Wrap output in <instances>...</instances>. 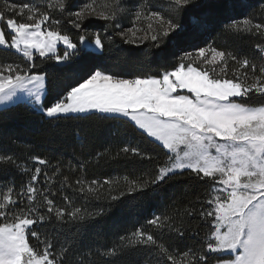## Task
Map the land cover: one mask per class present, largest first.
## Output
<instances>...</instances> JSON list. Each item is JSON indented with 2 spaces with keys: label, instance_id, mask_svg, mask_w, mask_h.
Instances as JSON below:
<instances>
[{
  "label": "snow or ice",
  "instance_id": "snow-or-ice-1",
  "mask_svg": "<svg viewBox=\"0 0 264 264\" xmlns=\"http://www.w3.org/2000/svg\"><path fill=\"white\" fill-rule=\"evenodd\" d=\"M44 3L46 7L42 9L35 3L17 6L4 0V7L0 9V23L6 24L11 36L9 43L4 27H0V46L15 49L24 60L23 67L11 63L0 65V104L12 101L18 94H26L34 106L51 119H69L94 112L104 118L130 123L142 135L159 142L167 150V159L154 176L142 182L128 181L125 177L126 182L143 190L186 172L197 180L212 182L213 195L206 201L211 207L199 213L211 225L204 237L203 251L189 250L179 259L162 245L158 246L159 252L166 255L171 264H205L210 258L205 253L216 254V264H264V104L245 102L249 94L264 97V60L259 67L247 58L239 60L240 68L249 69L251 75L245 71L243 80L239 75L226 78L227 61L236 60V57L212 47L200 48L196 59L203 64H221L223 76L210 74L202 65L194 66L195 61L186 64L184 60L192 57L186 54L174 70L165 71L160 78H120L103 69L91 70L45 103L47 80L45 75L33 71L40 66L35 62L36 54L40 64L55 61L65 67L54 70L70 71L68 62L85 51L62 28L63 19L74 17L68 19V23L80 29L86 19L85 13L113 22L127 8L121 0H109L104 4H99L98 0H84L78 11H68L69 0H55L54 3L44 0ZM192 3L193 0H171L168 7L172 14L165 17L156 11L145 15L148 0H144L135 11V19H154L158 23V29L148 24L154 47L165 42L179 43L186 32L195 33L207 23L204 13L188 8ZM25 10L26 20L31 23L15 19L17 15L24 16ZM57 14L61 19L56 18ZM240 24L245 32L252 33L255 29L252 34H264V24L254 23L250 18L233 22L229 28L238 32ZM139 30L130 31L135 36ZM171 33L176 35L166 40ZM86 40L87 35L78 36L79 45L94 44L96 49L104 50L99 34L87 45ZM60 44L63 48L58 51ZM257 47L264 54V46ZM121 152L150 159L138 146H125ZM34 160L39 165H49L46 159L34 157ZM41 172L40 167H35L30 181L19 191L14 192L13 185L0 193V264H65L63 255L68 249L61 247L59 255L54 256L51 239H41L32 226L51 221L55 228L84 220L85 214L68 196H64L67 207H58L48 195H56L52 190L53 177L44 171L46 186L41 189L36 183ZM59 172L60 168L56 167L53 175ZM103 183L111 186L113 181L106 179ZM65 185L73 192L85 193L86 189L87 194L97 191L92 185L103 186L97 180L86 185L83 178L76 179L74 186L67 176L60 182L61 189ZM132 190L129 188V192ZM111 198L118 199L115 195ZM160 221L161 217L155 216L147 223L159 226ZM176 231L184 235L183 231ZM29 236L39 240L43 249L32 247ZM128 244L156 246L157 240L152 234L137 229L128 238Z\"/></svg>",
  "mask_w": 264,
  "mask_h": 264
},
{
  "label": "trees",
  "instance_id": "trees-1",
  "mask_svg": "<svg viewBox=\"0 0 264 264\" xmlns=\"http://www.w3.org/2000/svg\"><path fill=\"white\" fill-rule=\"evenodd\" d=\"M50 2L54 3L55 0ZM106 2L109 0H98L99 4ZM8 3L17 6L35 3L42 9L46 7L44 0H8ZM69 3L71 7L68 11H78L84 0H69ZM3 7L4 0H0V9ZM188 8L205 14L207 23L203 36L211 47L230 52L236 57V60L228 59L229 68H240L237 61L244 58L259 67L264 54L259 52L257 45L264 46V34H252L255 29L252 33L245 32L242 24L241 30L234 32L229 25L242 22L245 18L264 24V0H208L205 4ZM26 15L27 10L24 16L17 15L15 19L31 23L26 20ZM56 18L61 19L58 14ZM68 19L74 17L64 18L62 28L79 48L80 34H99L105 47L99 53L82 51L74 56L68 62L70 71L54 70L65 67L64 64L57 65L55 61L40 64V58L36 55L35 62L40 66L33 71L45 75L47 80L48 97L45 103L91 70L103 69L120 78H160L165 71L178 66L180 54L196 49L203 40L197 36H186L179 43L165 42L160 47H154L151 39L135 45L119 37L117 21L86 18L81 28L75 29ZM172 36L175 35H170L166 40H171ZM10 63L24 66L21 55L0 49V65ZM239 71L241 74L245 71L251 73L249 69L240 68ZM249 96L246 103L264 104V97ZM125 146H138L150 159L121 152ZM34 157L46 159L50 166L39 165ZM166 159V151L130 123L104 118L101 114L55 120L26 104L0 110V193L13 185L14 192L19 191L28 184L35 167H40L42 172L36 183L41 189L46 186L44 171L53 177L52 190L56 195H48L55 204L67 207L64 196H68L85 214L84 220L55 228L51 221L32 226L41 239H51L54 256L59 255L61 247L68 249L63 255L65 264H171L167 256L159 252V245L178 259L189 250L203 251L204 237L211 225L199 213L211 207L206 203L213 195L211 181L197 180L186 172L138 190L124 179L127 177L128 181L142 182L154 176ZM56 167L60 168V172L53 175ZM65 176L74 186L78 178H83L86 185L97 180L103 186L92 185L97 189L95 194H87L86 189L85 193L73 192L67 185L61 189L60 182ZM106 179L113 181L111 186L103 183ZM129 188L133 190L129 192ZM113 195L118 199L113 200ZM186 210L192 214L188 215ZM155 216L161 217L159 226L147 223ZM137 229L152 234L157 245L130 246L128 238ZM176 229L183 231L184 235L180 236ZM29 243L34 248L43 249L35 237L29 236ZM205 254L210 257L205 264H216V254Z\"/></svg>",
  "mask_w": 264,
  "mask_h": 264
},
{
  "label": "rangeland",
  "instance_id": "rangeland-1",
  "mask_svg": "<svg viewBox=\"0 0 264 264\" xmlns=\"http://www.w3.org/2000/svg\"><path fill=\"white\" fill-rule=\"evenodd\" d=\"M207 1L208 0H193V3L188 5V6H196V5H200V4H205ZM170 2H171V0H148V6L144 10L145 15L151 13L152 11H156V12H159L161 15L168 17L169 15L172 14L171 9L168 7ZM143 3H144V0H121V4L127 8V11L118 14L117 23L119 24V26H117V33H118L119 37H121L125 41H129L128 43L135 44V45H139V44H141L147 40H150L151 30L148 29L149 23H151L153 25L154 29L159 28L158 23L154 19L151 21L145 20V19H141V20L137 21L135 19V11L139 7V5H141ZM85 17L89 18V19H100L95 14L89 15L88 13H85ZM0 27H4L6 39L10 43L11 36L8 33V30L6 28V24L0 23ZM135 29H140V30L136 31V35L133 36L132 31H130V30H135ZM177 31H179V30H177ZM204 32H205V26L203 28H201L200 30L196 31L195 33L186 32L184 37H186V36H188V37L189 36L190 37L197 36L199 38L201 37L203 40L199 45H197L196 49L188 50L187 52H184V53L180 54L179 56H180V58H182V57H185L186 54H192L191 58L185 59L184 61L187 63H193L195 61L194 65H198V66L202 65L205 70L209 71L210 74L215 75L217 73H220L221 64H203V62L201 60H198L195 57L196 52L200 48L207 49V48L211 47L207 38H205L203 36ZM171 35H176V33H171ZM93 39H94V34H88L87 40H86V45H87L88 41H91ZM80 47L85 48V51H90V52H94V53L100 52V50L95 48L94 44L87 46V47L85 45H80ZM62 48H63L62 44L58 45V51H59V49H62ZM0 49L11 50L12 52L16 53L15 49H8V48H5L4 46H0ZM17 54H19V53H17ZM36 55H38V54H36ZM208 55L210 57L211 53H209ZM228 68H227V72H226V78H234V75H239L242 80L244 79L243 74H241V71H239L240 68H238V69H235V68H229L228 69ZM220 74L222 76L224 75L223 73H220ZM249 75H251V73H249ZM189 95H191V94L189 93ZM236 99H239V98H236ZM18 104H26V105L32 107L33 109H35L37 112L41 113L39 108L34 106V104L31 102V99L26 94H18V97L13 98L12 101H9L5 104H0V110L6 109L9 107L18 105ZM89 114H91V113H89ZM97 114H99V113H97ZM84 115H87V114L74 115V116H84ZM149 139H151V138H149ZM152 141L155 142L154 140H152ZM155 143L162 147V145H160L159 142H155ZM164 150L167 152L166 149H164Z\"/></svg>",
  "mask_w": 264,
  "mask_h": 264
}]
</instances>
